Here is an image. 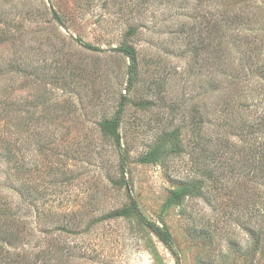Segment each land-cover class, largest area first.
I'll return each instance as SVG.
<instances>
[{
    "label": "rangeland",
    "instance_id": "1",
    "mask_svg": "<svg viewBox=\"0 0 264 264\" xmlns=\"http://www.w3.org/2000/svg\"><path fill=\"white\" fill-rule=\"evenodd\" d=\"M226 21L231 26L222 28ZM0 27L18 37L12 49L28 66L29 73L12 77L13 94L19 85L26 99L38 90L51 106L38 134H24L26 164L16 173L25 188L24 217L34 228L26 237L31 244L48 241L56 264H177L135 217L85 228L127 203L125 188L115 184L119 151L97 127L124 94L128 101L119 127L124 176L144 217L170 231L179 264H264L262 243L254 250L247 233L237 226L232 230L228 166L220 165L205 179L203 195L164 207L181 178L202 173L201 138L212 144L213 137L231 131L232 107L221 105V95L232 99L227 79L264 75V0H0ZM131 27L135 32L126 37ZM76 38L100 50H88ZM123 39L137 55L131 85L129 59L112 50ZM262 91L248 84L237 93L251 103L250 117L264 111V84ZM202 119L207 122L200 135ZM184 121L185 139L199 142L200 150L190 154L193 161L187 152L140 162L157 137ZM35 137L41 141L37 147L31 144ZM4 175L0 171V187L15 196Z\"/></svg>",
    "mask_w": 264,
    "mask_h": 264
},
{
    "label": "trees",
    "instance_id": "2",
    "mask_svg": "<svg viewBox=\"0 0 264 264\" xmlns=\"http://www.w3.org/2000/svg\"><path fill=\"white\" fill-rule=\"evenodd\" d=\"M52 17L61 21L59 14L52 10ZM232 22H224L223 26ZM135 32V28H128L125 36L128 37ZM14 37L7 29L0 27V165L1 173L4 172L2 181L9 182V189L16 193V197L11 193L3 191L0 187V264H56L57 255L48 241L43 240V244H31L27 236L33 234V227L24 217V196L25 188L17 178L16 173H23L26 164L25 151L23 149V136L25 133L36 136L40 131V121L49 118L51 113L50 105H46L45 97L38 90L35 91L31 99H26L18 89H11L12 77H19L26 72L28 66L25 61L16 56V50L11 45ZM75 41L82 47L99 51L98 46L91 45L80 38ZM20 44V43H19ZM235 51L241 50L239 46H233ZM112 50L118 51L129 59L128 65V82L133 83L137 70V55L132 44L123 39L119 45L112 47ZM241 53V51H240ZM251 66V65H250ZM253 66V65H252ZM254 69L259 66L254 65ZM253 68V67H252ZM248 70L249 66H244ZM34 76L40 77L37 65L32 68ZM43 71L42 69H39ZM263 75V74H262ZM245 76V77H244ZM232 75L227 79L228 86L232 85V99L230 96L221 95V105L223 107H232V125L231 131L225 135L213 137V143H208L201 138L200 146L203 149L205 158L204 166L201 168L202 173L191 177L181 178L178 185L169 190V194L164 203V207L181 204L187 197H199L203 195L208 185L205 179L209 181L215 176L213 171L220 165L228 166L232 171V230L237 226L254 241V250L259 249L261 243L264 246V111H255V116L247 114L251 103H247V97L239 93L248 84L256 86L258 91L263 93L264 75L252 76ZM225 80L220 81V90L225 89ZM224 86V87H223ZM19 90V91H18ZM261 94V93H260ZM258 99H252L251 102ZM128 101L126 95L122 94L117 103L114 113L109 118H102L97 122L100 133L113 141L115 148L119 151V179L115 181L117 186H123L126 190L127 203L119 208L109 211L99 217L90 220L86 225V230L90 229L95 223L109 219H129L135 217L157 237V239L171 252L175 261L179 264V254L175 249L174 239L170 231L152 221H148L139 209L138 203L129 191L128 182L124 176L123 148L121 147V137L119 127L122 121V113ZM261 102V101H259ZM28 103V104H27ZM146 103V102H145ZM144 105V103H140ZM205 119L199 127V134L202 135L205 127ZM44 124V123H43ZM186 122L166 130L162 135L157 137L148 150L140 157V162L153 163L162 162L171 156H181L199 148V142L193 143L185 139L183 128ZM192 126H190L191 128ZM189 128V129H190ZM47 129L44 128V132ZM232 138V139H231ZM41 142L35 137L31 144L34 147ZM211 142V141H210ZM33 147V148H34ZM196 147V149H194ZM187 148L189 151H187ZM200 150V148H199ZM228 154L225 155V153ZM193 154L192 153H189ZM200 155V154H199ZM191 157V155H190ZM192 161L195 158H192ZM208 159V162L206 161ZM11 164L8 166L7 164ZM221 176V175H218ZM18 181V183L16 182ZM20 181V182H19ZM263 201L262 204L260 202ZM260 204L261 207H254ZM260 221V223L257 222ZM234 224V225H233ZM259 225L258 227H256ZM64 230V227L60 228ZM43 232V231H42ZM74 232V231H72ZM47 235V234H46ZM49 245L48 248L44 247ZM248 257H246V261Z\"/></svg>",
    "mask_w": 264,
    "mask_h": 264
}]
</instances>
